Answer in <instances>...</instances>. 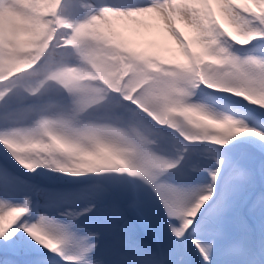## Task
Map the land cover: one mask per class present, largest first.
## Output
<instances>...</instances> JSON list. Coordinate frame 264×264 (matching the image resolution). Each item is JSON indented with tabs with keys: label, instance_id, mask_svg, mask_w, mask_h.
Instances as JSON below:
<instances>
[{
	"label": "snow or ice",
	"instance_id": "snow-or-ice-1",
	"mask_svg": "<svg viewBox=\"0 0 264 264\" xmlns=\"http://www.w3.org/2000/svg\"><path fill=\"white\" fill-rule=\"evenodd\" d=\"M0 264H264V0H0Z\"/></svg>",
	"mask_w": 264,
	"mask_h": 264
},
{
	"label": "bare ground",
	"instance_id": "bare-ground-1",
	"mask_svg": "<svg viewBox=\"0 0 264 264\" xmlns=\"http://www.w3.org/2000/svg\"><path fill=\"white\" fill-rule=\"evenodd\" d=\"M82 4H91L94 3L95 0H81ZM90 18L89 10L87 8H82L80 15L77 17L79 22H86L87 19Z\"/></svg>",
	"mask_w": 264,
	"mask_h": 264
}]
</instances>
